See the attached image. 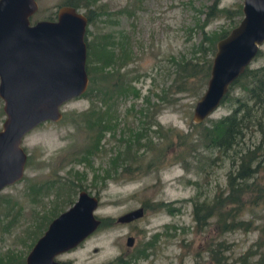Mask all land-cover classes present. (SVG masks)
<instances>
[{
  "label": "rangeland",
  "instance_id": "1",
  "mask_svg": "<svg viewBox=\"0 0 264 264\" xmlns=\"http://www.w3.org/2000/svg\"><path fill=\"white\" fill-rule=\"evenodd\" d=\"M36 1L38 9L31 16V23L52 13L55 15L62 0ZM211 2L94 0L91 6L94 21L87 25V39L93 40L97 35L108 33L115 39L120 34L127 37L131 60L119 73H124L126 84L134 87L137 95L130 91L126 97L117 100V130L113 136L109 132L103 135L100 151L90 158V163H77L72 159L73 152L88 143L89 133L80 127L84 123L79 118L82 112L89 109V98L78 96L66 101L60 106L62 116L58 121L42 122L24 136L22 147L26 163L23 176L0 191V214L6 213V217L0 218V263L8 254L16 260L20 257L25 259L32 247H28L29 236L42 221L41 217L50 215L52 211L60 213L65 210L81 190L97 197L98 206L94 214L100 222L107 219L110 224L100 223L77 246L57 255L55 259L64 264H117L113 260L120 256L125 261L130 259V264H215L209 253L215 243H222L227 249L223 253L227 257L225 264H236V258L257 241L260 249L264 250V202L245 207L242 218L254 225L247 231L238 229L219 234L212 225L213 219L202 230L193 220L190 201L193 197L200 194L201 200L208 199L215 192L225 191L226 173L231 168L233 151L222 154L202 143L185 162H176L170 144L172 136L168 134V127L183 133L200 131L202 126H208L207 119L215 120L231 113L238 100L247 98L243 82L239 81L228 90L197 129L193 128V109L207 81L198 94L178 93L173 103L159 100L172 79L171 57H188L201 41L200 23ZM241 2L219 1L217 7L227 8L231 14L219 13L212 17L203 28L208 36L237 25L242 15L236 17L233 13ZM79 11L83 13L82 9ZM263 64L264 42L248 68L254 69ZM146 100L156 104V110H150L152 126L148 134L158 148L163 147V150L159 149L162 154L157 155L156 145L150 150L144 148L141 152L143 167L139 172L135 170L134 174H125L117 181L109 179L103 182V171L109 167V159L119 152L120 139L125 137L124 132L128 133L126 128L136 129L139 122L146 119L140 113V109L147 105ZM93 103L97 102L93 100ZM2 104L0 99V128L4 119ZM248 105H254L253 101L249 100ZM257 115L262 119L263 128L264 114L258 110ZM158 126L165 137L156 132ZM251 126L239 146H259L262 161L258 178L264 181V136L263 142L260 141L262 133ZM139 154L135 153L137 157H140ZM150 159L160 162L157 169H148L146 163ZM31 185H44L47 191L42 189L33 196L28 191ZM159 201L172 210L169 211L167 206L156 208L154 204L149 205ZM138 207L143 209L141 217L129 222L117 221L118 217ZM127 237H132L131 245H127ZM148 242L154 244L146 249L147 255L133 258L137 249ZM214 247L217 248L216 245Z\"/></svg>",
  "mask_w": 264,
  "mask_h": 264
},
{
  "label": "trees",
  "instance_id": "2",
  "mask_svg": "<svg viewBox=\"0 0 264 264\" xmlns=\"http://www.w3.org/2000/svg\"><path fill=\"white\" fill-rule=\"evenodd\" d=\"M219 1L212 0L211 4L208 5L199 27L202 34L201 41L195 45L189 56L171 57L173 66L171 71L172 79L169 86L164 89L163 94L159 97V100L173 103L177 99L175 97L176 94L181 92L198 94L204 86L209 77L211 58L216 49V42L225 37L236 26V24H233L230 30L211 37L203 30L212 17L217 16L219 13L231 14L227 8L217 7ZM93 2L94 0H62L58 7L68 5L78 10L82 9L88 25L94 21V17L91 15ZM241 15V6H238L233 16L238 17ZM43 19L54 20L55 15L52 13ZM88 33L86 26L87 56L85 69L88 75V85L80 96L90 99V107L80 114L81 118L79 120L84 123V126L80 127L89 133V136L88 143L72 154L74 155L72 157L73 161L77 163H90V158L100 151V142L103 135L106 132H109L111 136L114 135L118 125L117 116L115 115L117 100L126 97L130 91L137 95V90L126 84L124 73H119V70L131 60L127 37L120 34L115 39L114 36L108 33L97 35L93 40L88 41ZM106 68L109 70H106ZM239 81L243 82V89L247 98L243 101L238 100L237 106L231 113L215 120L207 119L206 121L209 123L206 127L202 126L206 118L202 122L195 123L194 129L202 126L200 131L195 130L183 133L168 127V134L172 136L170 144L173 148L172 152H174L173 160L176 162H185L190 153L202 143L204 146L213 148L222 154H227L230 150L233 151V157L230 160L231 168L226 173L225 191L220 190L215 192L210 198L202 200L200 199V194H197L190 200L195 225L202 230L210 224V219H213L212 225L219 234L238 229L243 231L252 229L254 226L253 222L242 218L245 207L264 202V181L258 178L262 161L259 157L261 156L258 152L259 146H239L250 124L262 133L260 141L263 142V122L260 117L261 113L260 115H257V113L258 110H261L262 114H264V64L254 69H249L247 66L244 72L229 85L228 90ZM93 100L97 103H93ZM249 100H252L254 105L249 106ZM145 102L147 105L140 109V113L146 119L140 121L136 129L126 128L128 133L124 132L125 137L120 139L119 152L116 151L118 153L109 159V167L103 171L101 177L103 182L109 179L117 181L125 174H134L135 170L139 172L141 167H143L141 164V152L144 151V148L150 150L153 145H156L154 148L158 150L157 155L160 156L162 154L159 149L163 150V147L158 148L157 143H154L148 134L150 125L152 126V121L149 119L150 110H153L156 104H151L148 100ZM64 116L67 115L65 114ZM159 131L160 128L158 126L156 127V132L164 136ZM168 139L169 136L167 135L166 140ZM175 148H177V151H175ZM137 152L140 153V157L135 155ZM159 163H157V160L150 159L147 161L146 166L148 169L151 167H156L155 169H157ZM42 189L47 191L44 185L38 187L31 185L28 191L33 196H36ZM152 204L156 208L167 206V204L160 201L149 205ZM166 208L169 211L172 210L168 206ZM57 213L52 211V213H49L50 215L41 217L42 221L36 225L29 236L30 243L28 247L33 245L38 236L41 235V231L46 228L48 222ZM1 217H6V213L0 214ZM100 223L110 224L107 219H102ZM153 244L151 242L144 243L137 249L133 258L145 257L147 255L146 249L153 247ZM215 245L217 248L214 247ZM214 246L209 251L212 260L215 264H225L227 260V257L223 254L227 250L225 245L215 243ZM260 248L258 241L252 244L236 258V264H264V250ZM129 261L130 259L125 261V258L123 259V256H120L113 260V263L130 264ZM0 264H24V259L20 257L16 260L12 254H8L4 258L3 263L1 262Z\"/></svg>",
  "mask_w": 264,
  "mask_h": 264
},
{
  "label": "water",
  "instance_id": "3",
  "mask_svg": "<svg viewBox=\"0 0 264 264\" xmlns=\"http://www.w3.org/2000/svg\"><path fill=\"white\" fill-rule=\"evenodd\" d=\"M36 0H0V191L19 181L24 172V136L45 121H58L60 106L87 88L85 69L87 18L75 7L62 5L55 19L31 23ZM242 17L216 42L205 90L194 105L195 123L218 106L264 42V0H242ZM98 199L87 191L58 213L35 240L24 264H64L56 256L77 246L100 224L94 214ZM143 215L142 207L117 218L129 222ZM131 245L132 237H127Z\"/></svg>",
  "mask_w": 264,
  "mask_h": 264
},
{
  "label": "flooded vegetation",
  "instance_id": "4",
  "mask_svg": "<svg viewBox=\"0 0 264 264\" xmlns=\"http://www.w3.org/2000/svg\"><path fill=\"white\" fill-rule=\"evenodd\" d=\"M87 23H88V21H87ZM90 24V23H89ZM87 50V49H86Z\"/></svg>",
  "mask_w": 264,
  "mask_h": 264
}]
</instances>
